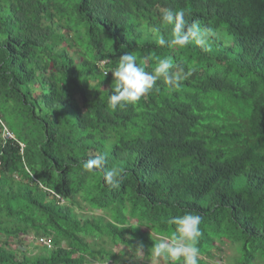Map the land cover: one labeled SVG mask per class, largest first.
I'll return each instance as SVG.
<instances>
[{
	"label": "trees",
	"instance_id": "1",
	"mask_svg": "<svg viewBox=\"0 0 264 264\" xmlns=\"http://www.w3.org/2000/svg\"><path fill=\"white\" fill-rule=\"evenodd\" d=\"M166 8L213 27L211 49L159 46L172 33L160 20ZM124 52L145 71L169 58L191 75L177 89L158 80L112 111L111 70ZM2 113L15 140L0 124V264L117 262L96 236L143 264L153 234L170 237L167 221L185 212L203 218L200 253L228 241L240 264H264V0H0ZM101 152L105 169L85 172ZM112 168L122 170L115 188L104 180ZM79 198L113 221L79 216ZM138 223L153 231L130 227ZM31 232L53 233L48 257L18 250Z\"/></svg>",
	"mask_w": 264,
	"mask_h": 264
},
{
	"label": "clouds",
	"instance_id": "2",
	"mask_svg": "<svg viewBox=\"0 0 264 264\" xmlns=\"http://www.w3.org/2000/svg\"><path fill=\"white\" fill-rule=\"evenodd\" d=\"M160 20L162 24L172 26L170 39H165L162 35L157 36V44L162 47L166 46L168 48L184 49L185 47L194 44L204 51H209L211 49V41L218 37L217 31L213 27H202L199 20H194L191 23H188L185 20V11L183 9L173 10L171 8H166L162 11ZM72 50L73 53H75V50ZM104 63L105 62H102V64ZM175 68L176 65H174L171 59L162 58L157 61L153 71L148 72L137 63L136 55L129 52H124L120 56L118 65L113 70H111L112 82L109 86L110 94L107 98L108 107L112 111H117L124 110L129 105L137 104L142 97H144L153 89L157 81L161 79L172 89L179 88L181 82L187 79V77L191 75V72L184 73L182 69L174 71L173 69ZM104 75L106 77L108 72H105ZM0 124L3 127L4 138L15 140L14 133L7 127V125H5L2 120H0ZM23 149L24 147L21 149L22 152ZM107 163L108 154L106 152H101L84 162L83 170L85 172L104 170ZM121 172L122 170H117L115 168L104 172V180L107 187H118L122 178ZM55 198H57V200L64 205L65 200L62 197L56 196ZM78 201L81 203V209L76 206L74 211H76L79 216L84 217L87 220L88 218L99 217L112 220L110 213L105 210V207H92L86 201H83L84 204H82V198H79ZM119 216L124 217L125 220L124 223H119V225L128 228L129 226L126 223V220L131 219L129 211L125 209L122 211V213H119ZM202 219L203 218L201 215L193 214L191 212H185L183 215L171 217L167 222L175 226V231L173 234L170 237H167L163 234L154 233L153 235H156L159 240L152 246L153 256L151 258L145 259L142 255L139 261H141L143 264H160L162 261L166 264H199L200 258L207 264H229L224 258L225 250L216 252L214 251L215 249L212 248L211 252H213V256L210 257L207 256V253H200L198 241L202 235L200 228ZM130 227H138L142 231H144L145 228L149 233L153 231L151 228H147L146 223H138L136 225H131ZM23 237L25 238V244L21 243V246L19 247L20 249L18 250L25 251L27 254L26 256L45 254L48 257L54 248V236L51 232L40 234L31 232L23 235ZM99 237L104 238L98 240L97 238ZM92 238L93 241L98 240V244H102L101 242L106 241L113 246V248L116 250H114L113 253L118 255L117 258L119 260L116 262L115 260L112 261L110 259L109 261L112 262V264H129L131 262L132 264L133 262L135 263L134 257L130 258L129 256L130 250L124 245L114 246L110 238L106 236H96ZM122 246L123 249L119 248ZM135 248L143 249V244L140 243ZM235 249L237 253H239L237 246ZM37 250H39V252H35ZM122 250H124V252H121ZM241 256H243L242 252H240V255L238 254V260L235 264H240ZM90 261L92 263H89ZM93 263L97 264L98 260H94V258L86 256V259L78 264ZM100 264L102 263L100 262ZM137 264H139V262Z\"/></svg>",
	"mask_w": 264,
	"mask_h": 264
},
{
	"label": "rangeland",
	"instance_id": "3",
	"mask_svg": "<svg viewBox=\"0 0 264 264\" xmlns=\"http://www.w3.org/2000/svg\"><path fill=\"white\" fill-rule=\"evenodd\" d=\"M45 25H49V22L48 23H46ZM55 27H56V25H55ZM72 52V54H73V50H71ZM2 117H3V121H4V123H5V125H7V127L11 130V131H13V129H15L12 125H14V122H12V121H9V119H8V116L5 114V113H2ZM82 204H84V202L82 201ZM91 214V213H90ZM96 214H98V213H96ZM144 231H148L147 229H145L144 228ZM94 242H98V240H94ZM100 242V241H99ZM227 243L225 244V245H223V248L225 247V255H224V258L226 259V261H227V263H229V264H235L236 262H237V256H238V254L240 255V252L239 253H237V251H236V249H235V247L236 246H230L231 245V243L230 242H228V241H226ZM101 243H105V244H103L102 246H101V248H104V249H106V250H110L111 248H113V246L111 245V244H109V243H107L106 241H104V242H101ZM216 245H219L218 243L216 244ZM119 248H121V249H123V246L122 247H119ZM238 249V248H237ZM115 249L113 248V249H111V251L113 252ZM116 251V250H115ZM118 251V250H117ZM35 252H39V250H37V251H35ZM122 254H124V253H122ZM139 254H141L140 252H139ZM228 256V257H227ZM125 258V257H124ZM98 261H99V259H97ZM126 260V259H125ZM122 261V260H121ZM121 264V263H120ZM160 264H166L165 262H160Z\"/></svg>",
	"mask_w": 264,
	"mask_h": 264
}]
</instances>
